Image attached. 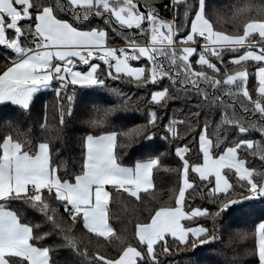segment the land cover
Instances as JSON below:
<instances>
[{"label":"snow or ice","instance_id":"obj_1","mask_svg":"<svg viewBox=\"0 0 264 264\" xmlns=\"http://www.w3.org/2000/svg\"><path fill=\"white\" fill-rule=\"evenodd\" d=\"M138 4L0 0V106H14L23 117L37 94L52 90L59 117L58 125L49 124L45 104L38 129L17 122L0 133V264H56L53 257L62 249L70 254L64 264H163L161 257L173 250L187 255L222 239L225 218L264 206V171L249 162V156L264 161V0L230 6L233 32L214 25L207 0H171V7L164 6L173 12L170 20L154 0H144V10ZM110 34L124 46H109ZM109 80L134 85L146 96L134 99ZM105 91L115 102L93 106L79 170H69L54 141L63 140L78 93ZM174 101L188 109L186 116L166 117ZM133 104L137 112L145 106L143 123L120 115ZM160 128L161 140H188L175 147L180 166L166 169L179 182L167 201H156L147 218L136 220L129 237L110 223V199L127 194L141 201V193L153 189V173L163 167L164 153L155 154ZM129 149L140 157L134 164L124 159ZM193 192L211 207L188 204ZM77 225L87 242L74 231ZM237 235L251 237L254 245L251 253L235 252L233 260L250 254L253 264H264V218L251 233ZM91 237L112 244L115 253H101Z\"/></svg>","mask_w":264,"mask_h":264},{"label":"trees","instance_id":"obj_2","mask_svg":"<svg viewBox=\"0 0 264 264\" xmlns=\"http://www.w3.org/2000/svg\"><path fill=\"white\" fill-rule=\"evenodd\" d=\"M237 3V0H207V12L212 19L214 25L221 30L226 32H233L236 30V25L230 21L229 17L231 15V5ZM165 5L171 7V0H154V7L161 10V15L165 19H172L173 12L165 9ZM139 7L144 10V0H139ZM182 11V9H181ZM217 14L221 19L217 20ZM124 42L121 37L115 34H110L109 36V46H118ZM4 49L0 47V67L3 66L4 60ZM227 55V54H226ZM102 63V62H100ZM253 65L254 62H249ZM218 66L223 68V65L218 63ZM83 67V66H81ZM253 69L250 67V91H252V85L255 83L253 76L251 75ZM110 87L120 88L126 94L136 97L146 96L144 90H137L134 85H129L121 81H108ZM254 94V93H253ZM38 95V99L35 101V107L32 109L31 114H24L21 116V112L14 106H0V133L6 130L9 123L13 126L17 122L26 123L28 126H33L38 129L39 123L43 122L45 116V104L48 105V122L49 124L58 125L59 117L58 113L55 111V93L52 90H46ZM109 102H115V97L111 96L108 92H103L101 96L89 95L84 96L83 93H78V98L76 106L74 109L73 116L71 118L66 117V123L63 128V140L54 141V143L61 146L60 158L63 160L64 165L69 169L79 170L81 162V145L80 141L83 135L86 134L87 124L85 121L88 119L89 114L93 110V106L104 107L107 106ZM172 107L167 109V116H176L177 118H182L187 115L188 109L180 102H170ZM144 105H141V111H135L136 104L132 105V109L127 113H121L120 115L135 116L138 119L135 123H143V109ZM183 108L184 111L181 112L179 109ZM218 120V117H214ZM165 118L162 123H166ZM157 131L156 140V151L155 154L159 155L164 153L162 158L163 167L157 169L153 173L154 187L150 190L148 194L141 193L142 200L137 201L135 198H129L127 194L122 196H116L110 199L109 209H110V223L117 230L118 233H123L125 230L127 235L131 237L134 224L139 218L141 220L148 217V209L156 205V201H167L169 196L172 194L171 190L175 189L178 184V175L175 172L168 171L166 169L178 168L180 162L178 157L175 156V147L179 146L180 143H186L188 140L177 141L169 143L160 139L163 135V128ZM181 133L183 134V126H181ZM190 134V135H194ZM255 139H260L259 134H256ZM135 147V146H134ZM193 154L196 151V147L192 148ZM140 157L132 152L131 149L127 151L124 156L126 162L134 164ZM249 162L252 166L256 167L260 171H264V161H260L258 156H249ZM191 192V190H189ZM187 195V194H186ZM188 204L192 206H207L211 207L206 200H202L199 195L192 193V198L188 200ZM61 215H63V209H60ZM38 215V214H37ZM264 218V206L257 205L254 214L249 216H230L219 223L220 232L218 233L222 239L216 241L210 245L200 246L195 250V253L189 251L186 255L184 251L173 250L170 256L161 257L163 264H187L189 259L195 260L196 264H253L256 258L252 255L243 256L239 260H233V255L235 252L243 254L245 251L251 253L254 245V240L249 237L247 240L239 239L237 233L254 231V227L260 222V219ZM202 223H205L201 219ZM207 226L211 228V221H207ZM70 224V222H69ZM76 234L87 242L89 235L86 234V230H82V225H77L74 228ZM58 240V237L53 238ZM93 245L98 246L99 251L106 255H113L116 248L107 242H104L102 238L99 240L95 237H91ZM91 251V246H90ZM222 253V254H221ZM69 253L67 250H60L54 255V260L56 264H64V261L69 258ZM87 264V261H84Z\"/></svg>","mask_w":264,"mask_h":264},{"label":"rangeland","instance_id":"obj_3","mask_svg":"<svg viewBox=\"0 0 264 264\" xmlns=\"http://www.w3.org/2000/svg\"><path fill=\"white\" fill-rule=\"evenodd\" d=\"M118 46L117 47H122L124 46V42H121L120 44H117ZM113 47H116V46H113Z\"/></svg>","mask_w":264,"mask_h":264},{"label":"water","instance_id":"obj_4","mask_svg":"<svg viewBox=\"0 0 264 264\" xmlns=\"http://www.w3.org/2000/svg\"><path fill=\"white\" fill-rule=\"evenodd\" d=\"M143 10V9H142Z\"/></svg>","mask_w":264,"mask_h":264}]
</instances>
